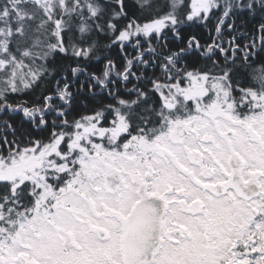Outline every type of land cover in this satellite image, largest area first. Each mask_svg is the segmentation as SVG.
I'll list each match as a JSON object with an SVG mask.
<instances>
[{
  "label": "snow or ice",
  "instance_id": "snow-or-ice-1",
  "mask_svg": "<svg viewBox=\"0 0 264 264\" xmlns=\"http://www.w3.org/2000/svg\"><path fill=\"white\" fill-rule=\"evenodd\" d=\"M0 264H264V0H0Z\"/></svg>",
  "mask_w": 264,
  "mask_h": 264
}]
</instances>
